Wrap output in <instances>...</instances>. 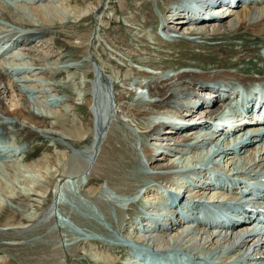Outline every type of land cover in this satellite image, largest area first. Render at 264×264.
<instances>
[{
	"label": "bare ground",
	"instance_id": "1",
	"mask_svg": "<svg viewBox=\"0 0 264 264\" xmlns=\"http://www.w3.org/2000/svg\"><path fill=\"white\" fill-rule=\"evenodd\" d=\"M25 1V3L31 4L29 8L33 9L32 11H35V15L38 16L37 20H34L32 16L26 14V10H24L25 6H14L15 4L8 0H0V54H8V57L3 58L4 63H2L0 67V117L2 118L0 125L3 126V132L9 140H12V135L10 134L12 130L10 132L9 127L7 128L8 122H10L9 124H11V126L18 127V129L14 131L16 132V135L23 133L26 139H29L36 134L43 137H50L54 140L56 139L62 144H69V147L67 146L68 151L74 152L78 157L84 158V167L87 165L92 168H97V164L99 165V163L96 165L95 162L89 164V160L94 158V156L97 157L99 153L101 159V152L104 148L102 146L103 140L105 137H110L111 134L116 131L115 142L112 143L111 140L109 141L111 146H106V149L109 148L110 150L108 151L111 156L110 160H105L106 163L103 164L104 166H102V169L100 168V170H104L111 174L108 182L111 185H114L115 191L120 194H132L137 187L144 186L145 184L148 185V189L157 187L155 184H148L150 181L175 183L177 180H174V177L172 178V176L181 175L187 171V174H193V178H195L194 182H196V184L201 177L205 176L201 182L207 183V185L203 184V187L189 193L190 183L187 184L188 181H185V185H187L186 190H183V192L178 191L172 193L178 201H180V199L188 200V198L192 197H201L199 195H205L211 191L222 193L221 184L224 186L227 185L228 182L223 181L222 177L218 175L207 173L221 174L224 171L230 173L231 176H226V178L229 179V184L234 186L235 189L242 184L247 189L250 187L251 182L256 183L259 181L258 179L264 177V123H261L260 125L256 124L254 126H241L237 125L236 120L243 122V117H236V120L233 119L232 121V115L223 119V117H218L215 114L220 112L222 106L226 105L228 101L227 95L232 94L239 84L244 87L247 86L249 80H253V75L245 70L236 71L235 73H210L212 67L219 68L227 64L225 60L227 56L221 61L218 60V58H214L215 55L211 54L212 57H208L207 60H202L203 65H197L198 62L192 63L189 60H180L177 64H169L175 66V69L165 65L161 66L160 63L166 61L163 57L168 56L170 52L164 51L163 53L155 46L160 45L162 39H165L168 42L170 41L168 40L169 38L161 36L157 29H154V25L157 23V19L154 17L155 8L162 14L163 17H161V23H164V26H166V28L161 29H163L165 33L172 31L171 33L177 36L170 40H187V45L190 48H197L199 51L206 48L205 44L209 40H215L219 37L222 38L225 35H234L238 33L239 26L246 28L247 32L255 33L257 37L255 36L253 40L264 43V38L259 40L260 36H264V6L259 7L262 1L251 0L248 4H245L247 9L245 8L243 11H233V9L225 10L224 12H221L222 16L218 19H210L208 21L203 20L202 22H198L195 19L184 18L180 15L185 14L184 11H186V9L195 10V7L197 11H200V6L204 0H136V11L132 8L134 6L132 3L133 0H129L125 3V11H131L129 15H124L122 13V15H124V20L127 23L126 28L130 39H126V35H123V37L121 35L118 39L119 41H117L109 34L104 33V39L114 50L112 51L103 47L101 43L98 44L97 48H93V51L95 53L100 52V58L104 61L106 60L108 63H100L102 68L101 71L114 79H117L115 76L120 77V81H113L115 83L114 86L116 92L114 93V96L116 99L120 100L127 95L133 94V88L129 87L133 75L144 77V79L152 78L149 81H141L139 80L140 78L135 81L134 86H140L142 90H139V92L145 96L147 95L148 98H143L140 101V106L135 103L134 107L130 109L127 108V106L122 107V112H126L127 116L131 119H138L139 116L142 117V115L149 113L146 109L141 107V104H148L149 106L154 105L155 107L163 106V108H167L169 112L172 110L174 111L173 108H179V110L183 109L184 111H181L182 113L179 110L176 111L178 112L176 117H173L170 112L168 118L165 119L166 123L164 124H162L163 121L159 119L161 118V114H157L160 115V117L157 118L159 120L156 122L150 121L152 124L149 122L143 124L142 122H138V120V140L134 138L129 130H127L126 126H124L125 124H120L115 127L116 124L114 123L115 126H111L108 131L104 132V111L109 108L106 92L108 89L103 86L104 77L99 71H94L95 76H92L91 72H87V74L84 72L78 73V71H81L80 69H83V66L84 68L87 67L85 62L64 60L63 56L56 57L57 52H50V49L47 50L46 54L41 53L42 51L39 53L40 46L43 49H45L50 43L55 46L58 39H61V36L67 38L74 37L75 33L66 29L68 24L72 22V18H75L76 22H80L81 19L92 15L94 11L98 13L99 10L103 9L101 0H93V4L84 5L81 9L79 8V10L73 11V15L59 11V8L56 9V6L54 7L51 2L52 0ZM83 1L84 0H78L81 4H83ZM235 5H237V2H235L234 6ZM207 7L208 5L206 8ZM111 8V5H108L106 9L110 10ZM82 9L87 10L83 15L80 13ZM122 11L123 10H120L119 12ZM237 12L239 14V19L236 20H239L238 24H236L234 18H232ZM214 13L216 14V12ZM174 14L178 15V17L172 19L170 16H174ZM223 15H225V17H223ZM217 16H220V14L217 13ZM101 18L107 20L106 14L104 13ZM132 25L136 27V32H133L132 28L134 27H132ZM147 26H150V31L145 30ZM80 34L81 33H77L76 35L78 39ZM50 36L51 38L49 42L40 39L42 37L47 38ZM89 36L90 35H87L86 39ZM189 36L191 39H185ZM86 39L84 37L79 39L78 44L75 43L73 49L77 50L84 48ZM40 40H42V42L37 45ZM33 42L34 44H32ZM19 45L22 46L24 51L13 52V50H16ZM52 47L50 46V48ZM240 49L248 51L246 44L241 45ZM234 52L237 53L236 51ZM252 52L255 54V50ZM111 55L122 61V63H120L121 65L118 63L114 64L115 67H117V70H113L110 65L113 61ZM23 57H30L32 61L29 64H26L27 62L24 64L23 62L24 65L21 64V66H17L18 63H16L17 65L10 63V61H13L12 59L20 60ZM258 57L264 61V54L258 53ZM175 59L179 58L169 56L167 61H174ZM242 59L239 58L237 60L242 62ZM128 61L152 67L156 70V73L147 71L146 69L130 67ZM8 63L10 66L7 65ZM193 64L194 66H192ZM178 65L183 67H197L202 69L203 73H197L192 70L177 71L176 67ZM258 67L256 70L257 72L255 73L257 75L254 78L264 79V72L258 74V72L263 71V68ZM70 68H73L74 70V80H63L58 83L47 81L51 78V75L55 76L56 74L65 72L66 69ZM168 68H172L171 70H173V72L163 73ZM223 68H226V66ZM34 70L37 73H44L48 79L39 83L37 82V85L32 84V86H29L27 83H20L33 80L34 78L32 79L25 75H19L16 79L12 80L10 76L14 73L18 74L27 71L32 73ZM206 70H208V72L204 73ZM83 76H87V78L89 77L93 84V86H91L93 97L89 99V106L91 107L94 116L93 124L90 127L82 124L81 127L71 121V124L67 127L65 126L67 118L65 110H51L49 105L58 107L64 102H70L77 96V92H83L81 94V99H86L87 84L81 80ZM119 82L122 83V86ZM55 86L59 89L61 87L64 90H67L68 93H71L72 95H61L60 98L57 99L49 98L47 90H45L46 88L44 89L43 87H47V89L55 92ZM195 89H198V91ZM202 91L205 92L204 95L217 92L216 98L209 101V99H206L202 95ZM14 92H16L21 98H19V105L10 109L7 108L9 106L6 107L5 104H3V99H5V97L12 98V93ZM12 99H14V97ZM19 100H17V102ZM46 103H48V107L46 106ZM49 119H52L50 121L51 127L45 125V122ZM230 120L231 122H234L236 126L228 125ZM166 124L172 126V132L170 128H165L166 126L164 125ZM211 124L221 125V128L214 131L211 129ZM59 128H61V130H59ZM7 129L9 130L6 131ZM89 130L91 133V140L88 146L78 149L68 141L71 140L75 143L82 142L86 138L85 136ZM121 130L126 133H121ZM258 130L263 132L258 134L256 133ZM169 131L170 133H168ZM159 135L162 136L159 137ZM173 135L174 137H172ZM153 137L157 140L155 141ZM147 138L150 139L147 140ZM137 141H140L139 146L145 153L147 159L146 162L138 157L139 154L136 151ZM116 142L118 143V146L115 145ZM149 143L154 145L155 148L150 146ZM156 148L162 150L159 156L156 155ZM15 149L17 150V148ZM8 153H10V151L7 152V154ZM14 155L16 154L14 153ZM18 167L19 166H16L14 168L13 175L15 172L17 174ZM189 170H193V172ZM2 171L5 170L0 169V174ZM14 178L15 175L12 180H14ZM212 179L219 181L218 183H220V187H215L210 183ZM234 179L238 180L237 183ZM194 182L192 184H194ZM80 184L83 186L82 183ZM86 185H84L83 189L85 190L84 197L91 200V202L95 203L103 210V218L108 222V226L117 231V233H120L121 231L122 234H126L125 223H129L130 228H127L128 231L126 232H129V230L132 231L131 233H127L128 235H124L125 238L123 237V239L115 237L116 234L109 230L108 226H103L99 219L98 221L96 220L94 213L90 214V211L85 207V201L77 198V206H80L79 211L71 214L76 222L81 225L83 229L88 231L85 233L87 234L85 237H81V233L75 231L78 236L77 240L65 245L66 249L72 250L78 255V260L81 261L77 263L78 260H75L73 264H83L84 262L87 264H125V262H122L120 257H118V252L121 253V258H125L128 256V251L131 248L137 250L144 256V258L146 257L151 264H167V259H162V257L154 255V252L156 251L149 252V255L145 253L147 248H149L150 251L157 250L161 246H163L164 249L168 247L176 249L177 251L185 253L184 255L186 256L191 255L195 258H199L201 255L203 256L206 254L213 259L220 256L219 258H223L224 261L230 258L235 261H246L249 264H264V231L261 230L260 224H252V222L249 221L248 216L244 214L240 215L241 222L237 223V225L230 231V234L227 233V231L223 234L214 233V226L207 223L195 226L187 225L189 223L183 221V219H179L177 213L175 216H167V214L164 213L162 217L163 219L156 217L154 222H161V226L164 225V227L158 226L159 228L155 229L154 227H148L147 224L153 223V217L151 216L153 214L152 212L161 213L160 210L162 209L160 208L159 203L150 202L149 205H145L141 201H138L137 203L128 202V208H126L131 212L132 217L128 218L126 221L122 216L123 210H120L121 207L117 206L115 203L109 204L118 210V213L115 210L117 218L112 217L109 213L107 210L109 204L97 194V192L100 191L99 188H101V185L93 189L91 187H86ZM80 187L79 190L81 189ZM24 190H21L24 191L22 194L27 196V193L31 189L26 188ZM21 191H18V195ZM94 192L96 193L94 194ZM15 193L17 195V192ZM185 193H187V196H185ZM201 200L209 201L208 199ZM212 200L215 201V203L222 201L218 195L214 196ZM258 200L259 201L256 203L262 204L264 198L259 197ZM244 205L245 207H250L247 202H244ZM168 206L170 208H176V205L173 207L170 205ZM17 210L13 212H16ZM192 210L194 209L192 208ZM82 211H86L88 214L82 213ZM244 212L251 214L250 210H244ZM135 215H137V217L132 221ZM22 217L24 216H19L18 220ZM24 219V222H26L27 218L24 217ZM131 221L132 223H130ZM20 222L22 221H19L18 223ZM134 222H137L136 226L133 225ZM167 222H169L170 225L167 224ZM173 225L176 228H174ZM4 229L5 230L0 229V235L9 234V230H11V228ZM93 231H95V233H101L103 238L100 237V239L99 237L93 236ZM11 235L17 237L14 233H11ZM73 235L75 236V234ZM98 248L101 249L99 250ZM125 251H127L126 254ZM191 256L189 257L192 258ZM179 261L180 263L184 262V260Z\"/></svg>",
	"mask_w": 264,
	"mask_h": 264
},
{
	"label": "rangeland",
	"instance_id": "2",
	"mask_svg": "<svg viewBox=\"0 0 264 264\" xmlns=\"http://www.w3.org/2000/svg\"><path fill=\"white\" fill-rule=\"evenodd\" d=\"M8 1L14 3L15 4L14 6H23V7L25 6L24 10H26L25 11L26 14H28L29 16H32V18L34 20L38 19V16L35 15V11H32L33 9L29 8V6H31V4L25 3L26 2L25 0H8ZM127 1H129V0H101V4L103 5V9L99 10L98 13L96 11H94L92 13V15H89L88 17L81 19L80 22H76V19L72 18V22L70 24H68V27L66 29L74 32L75 33L74 37L67 38V37L61 36V39L60 40L58 39L55 46L51 45V43L48 44V46L45 47V49L41 48V46H40L39 47L40 48L39 53L42 51L41 53L46 54L47 50L50 49V52H52V51L57 52L56 57L63 56L64 60L85 62V64H87V67L84 68V66H83V69H80L81 71H78V73L84 72L87 74V72H91L92 76H95L94 71H97V72L99 71V73L102 74V76L104 77L103 86L106 87V89H108V90H106V92H107V96H108L107 100L109 103L108 104L109 108L106 111H104L105 112V115H104V117H105L104 132L108 131L111 126H115V124H116L115 127L119 126L120 124H125L124 126H126L127 130H129L132 133V135L134 136V138L138 140V137H137V133L139 130V128L137 127V121L138 120H139L138 122H142L143 124H145L147 122L152 124V122H150V121L156 122L157 120H159L157 118L160 117V115H157V114H163V112L168 111L167 108L165 109V108H163V106L162 107H159V106L155 107L154 105L149 106L148 104H141L142 105L141 107L146 109L147 112H149L148 114L142 115V117L139 116L141 118L138 117V119H135V118L131 119L129 116H127L126 112H122V110H123L122 107L127 106V108L130 109V108L134 107L135 103L138 106H140V101L143 98L144 99L148 98L147 95L145 96L139 92V90H142V88L140 86H138V85L134 86L135 81L139 78H140L139 80H141V81H149L152 78L144 79V77H138V76L133 75L132 76L133 78L131 79L130 85H129V87L133 88L132 89L134 91L133 94L127 95L125 98H122L120 100L116 99V97L114 96L116 89L114 86L115 83L113 81H115V80H116V82H118V80L120 81V77L114 75L117 78V79H114V78L109 77L107 74L103 73L101 71L102 68H101L100 63L101 62L102 63L105 62V64H108V63L106 60L104 61L102 58H100V56H99L100 52L95 53L93 51V48L94 47L97 48L98 44H100V43L103 45V47L110 49L112 51L114 50L109 45V43L106 42V40L104 39V36H103L104 33L109 34L114 40H117V41H119L118 39L121 35H122V37H123V35L124 36L126 35L125 38L128 40L130 39V37L127 33V28H126L127 23L124 20V15H129L131 12L129 10L125 11V8H126L125 3ZM260 1H262V2L260 3L259 7H263L264 1L263 0H260ZM51 2L53 3L54 7L56 6L55 7L56 9L59 8L58 9L59 11H62L64 13H70L71 15H73V13H72L73 11L79 10V8L81 9L82 7H84V5L93 4L92 3L93 0H84L83 4L79 3L78 0H52ZM132 3L134 4V6L132 8H133V10L136 11L137 10L136 9L137 1L133 0ZM33 5H35V4H33ZM108 5H111V7H112L110 10L106 9ZM245 8L247 9L246 5L240 4L235 9H233V11H239L240 12L241 10L243 11ZM120 10H123V11L119 12ZM154 10H155L154 11L155 12L154 17L158 20V21L156 20L157 23H155L156 25H154V29H157V31L162 35L166 34L163 31V29H159V25L162 26L161 28H166V26H164V23L163 24L161 23V21H162L161 17H163L162 14L157 9L154 8ZM86 12H87V10L82 9V11L80 13H81V15H83ZM104 13L106 14L107 20H104L101 18ZM120 13H121V15H120ZM122 13L124 15H122ZM230 14H232V13H230ZM238 15L239 14L237 12V14H234L232 16V18H234L236 24H238V22H239V20L236 21L237 19H239ZM223 17H225V16H223ZM132 27H134V28H132L133 32H136L137 31L136 27L133 25H132ZM238 29H239L238 33H236L234 35H231V34H230L231 36L225 35L222 38L219 37L215 40L207 41L205 44L206 48L203 50H200V51L197 48H190L187 45V42H186L187 40H184V39L181 41L170 40L172 38L171 37L170 39H168L170 42L166 41L165 39H162L161 44L156 45L155 47L163 53H164V51H169L170 53L168 56L163 57L166 61L165 62L163 61L160 64H161V66L165 65V66L172 67L173 69H175V66H171L169 64L170 63L171 64H177L180 60L181 61H188L189 60L192 63L198 62L197 65H201L202 60H207L208 57H212L211 55H215L214 58H218V60H221V61L223 60V58L225 56H227V58L225 59L227 64H225L219 68L218 67L217 68L212 67L210 70L211 72L210 71L209 72L210 73H212V72L235 73L236 71L245 70V71H248V73H250L251 75H253V80H254L255 79L254 77H256V75H257L255 73L257 72L256 70H257L258 66H259L258 68H263V71L258 72V74L259 73L262 74V72H264V61L258 57V53L264 54V43H260L257 40H253L255 38V36L257 37V35H255V33L249 32V31L247 32L246 28H243V26L242 27L239 26ZM145 30L150 31V26H147L145 28ZM171 32L168 31V33H171ZM77 33H81L79 35V39H82L83 37L86 39L87 35H90V36L86 39V41H85L86 44H85L84 48L76 50V49H73V47H74L75 43L78 44V42H79V39L76 37ZM50 38H51V36L47 37V38L42 37L40 39L49 42ZM263 38H264V36H260L259 40H261ZM185 39H191V37L189 36V37H186ZM42 40L38 41L37 45H39L40 42H42ZM32 44H34V42ZM243 44L247 45L248 51L240 49L241 45H243ZM19 46L17 47L16 50H13V52L14 51L15 52L24 51L22 46H20V47ZM50 46L51 47L53 46V47L50 48ZM210 46H211V48H210ZM174 48H175V50H174ZM255 48H259V49H255ZM253 50H255V54H253V52H252ZM234 51H236L237 53H235ZM39 56H40V54H39ZM111 56L113 57V61H112V64H110V63L109 64L112 66L113 70H117V67H115L114 64L115 63L120 64V63H122V61H121V59L116 58L113 55H111ZM169 56L173 57V58L178 57L179 59H175L174 61H167ZM4 57H8V54H4V55L0 54V67H1V64L4 63L3 62ZM239 58H241V59L243 58L242 62L237 60ZM12 60L13 61L12 62L10 61V63H12L13 65L14 64L17 65L16 63H18L17 66H21V64L24 65L26 62H27L26 64H29L32 61L30 57H23L22 59H20L21 61L18 59H12ZM23 62H24V64H23ZM7 65L10 66L9 63ZM128 65L130 67L146 69L147 71L156 73L155 69H153L152 67H148L146 65H139V64L132 62V61H128ZM192 66H194V64ZM225 66H226V68H223ZM209 67H211V66H209ZM209 67H208V69H209ZM172 68L166 69L163 73H172L173 72V70H171ZM176 69H177V71L192 70V71H196L197 73H200V72L203 73L202 69L197 68V67H183V66L178 65L176 67ZM246 69H249V70H246ZM29 72L30 71L22 72V73L20 72L18 74L14 73L10 76H11L12 80L16 79L17 76H19V75L20 76L25 75L26 77H29L32 79L34 78L33 80H30V81L28 80V81H24V82L20 83V84H26L27 83L29 86H32V84L37 85L36 84L37 82L39 83L41 81H44L45 79L46 80L48 79L44 73H37L35 70L32 71V73L31 72L29 73ZM206 72H208V70H206L204 73H206ZM52 76H54V75H51V78L48 79L47 81H50L53 83H56V82L58 83V82L63 81V80L72 81V80H74L73 79L74 78V70H73V68L66 69L65 72H60L59 74H56L54 77H52ZM81 80L85 84H87V86H86V92H87L86 99H81V97H82L81 94L83 92H79V93L77 92V96L73 100H71L70 102H64L58 107L57 106L54 107V106L49 105V108L51 110H57V111H62V109H63V111L65 110L66 117H67L65 126H67V127H69V125L71 124V121L80 125L81 127H82V124H84V126L87 125L88 127H90L93 124V117H94L93 111H92L91 107L89 106L90 105L89 99L91 97H93L92 87H91V86H93V84L91 83V79L89 77L87 78V76H83V78ZM119 84L122 86V83L119 82ZM43 88L44 89L46 88L45 90H47V94L49 95L48 97L52 98V99L60 98L61 95H68V96L72 95L71 93H68L67 90H64L61 87L59 89L58 87L55 86V89H56L55 92L51 91L50 89H47V87H43ZM134 88L137 90H135ZM145 90H146V88H145ZM195 90L198 91V89H195ZM204 93L205 92H202V94H204ZM12 94H13L12 98L14 97V99H12L11 97H5V99H3V102H4L3 104H5L6 107L9 106L7 108H10V109L14 108V106H16V105L18 106L19 102H20L19 98H21L19 95H17L16 92H14ZM214 94H216V93H214V92H212L210 94L208 93L207 96H212V97L216 98V95H214ZM204 97L206 99H209V101L212 99H215L212 97L207 98L206 94ZM17 100H19V101L17 102ZM46 106L48 107V103H46ZM173 109H174V111L173 110L170 111L171 115L173 117H176L178 115V112H176V111H178L179 108L178 109L173 108ZM179 111L184 112L183 109L182 110L180 109ZM170 112L168 111L167 114L166 115L163 114V116L168 118V114H170ZM16 120H17V118H16ZM51 120L49 119L45 122V125L47 127H51L50 126ZM1 121H2V118L0 117V122ZM9 123L10 122H8V124H7V128L9 127L10 130L7 129L6 131L9 130L11 132V130H12V132L10 133L12 135V140L11 139L9 140L5 136V134L3 132L4 131L3 126L0 125V131H1V134H0V169L5 170V171H2V173L0 174V177H1L0 178V229L5 230L4 228H11V230H9L10 235L9 234L0 235V264H73L75 260H78V255H76L72 250L66 249V246H65L66 244H68V243L70 244V243L75 242L77 240V237H78L77 233H81V235H82L81 237L87 236V234H85V233L88 230L86 231L85 229H83V227H81V225H79L76 222V220L73 218V216L71 214L73 212L76 213V211H79L80 206L79 207L77 206L76 199L80 198L82 201H85L86 209L88 211H90V214L91 213L95 214L96 220L98 221V219H99L102 222L101 225H103V226L109 225V224H107L108 222H106V220L103 218V216H104L103 215L104 212L102 213L103 210L100 209V207H98L95 203L91 202V200H88V198L84 197V191L85 190H83V189H84V185H86V184H87L86 187H91L92 189L101 185L100 186L101 188H99L100 191H98L97 194L108 204L109 203L110 204L115 203L117 206L121 207L120 210H123L122 216L127 221L128 218L132 217L131 212L127 209L128 208V205H127L128 202L137 203L138 201H141L145 205H149L150 202L159 203L160 208L162 209V210H160L161 213L152 212L153 214L151 216H158V217L162 218L164 213L165 214H169V213L174 214L178 208H170L168 206L167 199L165 198V194L166 195H170V194L172 195V193H176L178 191L183 192V190L187 189V187H186L187 185H185L187 181H188L187 184L190 183L189 181H191V182L195 181V178H193V174L192 173L187 174V172H188L187 171L186 173H183L181 175L180 174L179 175H173L172 178L174 177L173 179L177 180V181H175V183L174 182L165 183L164 181H158V182L150 181V183H148V184H155V185H157V187H155V188L152 187L153 189H148V187H147L148 185L145 184L144 186L137 187L135 189L136 192L133 191L132 194H123V193L120 194V193H117L115 191V186L111 185L108 182L109 181L108 179L111 176V174L109 172H105L104 170H100V168L102 166H104L103 164L106 163L105 160H110L111 156L109 155L110 153L108 152L110 150H109V148L108 149H106V148L108 146H111L109 141L112 140L111 141L112 143L115 142V135H116L115 132L116 131L113 132L110 137H105V139L103 140L102 146L104 148L102 147L103 151L101 152V154H102L101 159L99 157L100 156V153H99V155L97 157L94 156V158H91V160H89L90 161V162H88L89 164L95 162V165H96L97 163H99V165L97 164V166H98L97 168H92V167L87 166V165H86V167H84L85 166L84 158L78 157L77 155H75L74 152L68 151L67 146L69 147V144H62V143H59V141H57L56 139L54 140L50 137H43V136L36 135V134L33 135V137L26 139L24 137L23 133L22 134L19 133V130H18L19 134L16 135L15 134L16 132H14V131H16L18 129V127L13 126V125L11 126V124H9ZM228 125L236 126V124L234 122H231V120H230ZM164 126H166L165 128H170V125L169 126L164 125ZM59 130H61V128H59ZM170 130H171V128H170ZM183 131H186V130H183ZM121 133L125 134L126 132L121 130ZM168 133H170V131ZM218 133H222V132H218ZM215 134H217V133H215ZM161 136L162 135H159V137H161ZM85 137L86 138L82 142H78V143H75L71 140H68V141L71 144H73L75 148L79 149V148H82V147L89 145L90 140H91L90 130L86 134ZM172 137H174V135ZM149 139L150 138H147V140H149ZM153 139H154V137H153ZM154 140L156 141L157 139H154ZM139 143H140V141H137V145H136V148H137L136 151L139 154L138 157L142 161L146 162L147 159H146L145 153L140 148ZM21 144H22V147H21ZM115 145L118 146V143L116 142ZM149 145L152 146L153 148H155L154 145H152L150 143H149ZM19 146H20V148H19ZM9 147H10V149H9ZM15 148H17V150ZM104 149H105V152H104ZM156 149H157L156 155L159 156L160 153L162 152V150L160 148H156ZM9 151H10V153L7 154V152H9ZM11 153H12V155H11ZM14 153L16 155H14ZM224 165H225V163H224ZM8 166H11V167H8ZM16 166H19V167L17 168V174H16V172L14 173V175H15L14 180H12L14 177V175H13L14 168ZM93 170H94V172H93ZM181 170H183V169H181ZM189 171L193 172V170H189ZM5 173H8V174H5ZM104 174H107V175H104ZM2 175L6 176V177H4ZM104 176H107V177H104ZM201 178L198 180V182L203 181L205 176H203ZM198 182H197V184H198ZM80 183H82L83 186H81ZM194 183L196 185V182H194ZM191 184L192 183L189 184V188H190L189 193L197 190L194 187H192ZM79 187L83 191L81 189L79 190ZM26 188L31 189L29 191L31 193L28 192L27 196L22 194L25 191L24 189H26ZM19 190L20 191L24 190V191L19 192V195H18ZM14 191L17 192L18 196L16 195V193ZM12 193H14V194H12ZM95 193L96 192H94V194ZM206 193H208V192H206ZM213 193H217V192L215 191ZM185 196H187V193H185ZM214 196L215 195H209V196H207V199L210 200V197H212V199H213ZM184 200L180 199V201H178V206L181 204V202H184ZM110 204H109L107 210L112 215V217L117 218L116 214L118 213V210H116L115 207L111 206ZM1 205H4V206H1ZM13 206H15V207H13ZM139 207H140V205H139ZM15 210H17L19 212H17V211L13 212ZM115 210L117 211V213L115 212ZM86 211H82V213L88 214ZM144 211H145V209H144ZM31 213H33V214H31ZM19 216L26 217L27 218L26 222H24L25 221L24 217H22V218H20V220H18ZM136 217H137V215L134 216L132 221L135 220ZM28 220H30V221H28ZM19 221H22L24 223L23 224H21L22 222L18 223ZM132 221L130 223H132ZM162 222H164V221H162ZM167 224L170 225L169 222H167ZM125 225H126L125 226V228H126L125 233L126 234L131 233L132 230L131 231L129 230V232H126V231H128L127 228H130L129 223H125ZM21 227H24V228H21ZM173 227L176 228L174 225H173ZM108 229L111 230L114 234H116L115 237H118V238L120 237L121 239H123V237L125 238L124 235H126V234H122L121 231H120V233H117V231L113 230L111 227H109ZM11 233L12 234L14 233V235L15 236L17 235V237H14L13 235H11ZM73 234H75V236ZM92 234H94L93 236L99 237V238L103 236V235H101V233H98V232L95 233V231H93ZM161 248L164 250L163 246H161L158 249H161ZM126 253H127V251H125V254ZM204 255H206V254H204ZM118 257H120V260L122 262H125V264H129V261H128V259H126V257L121 258L120 252H118ZM219 257L220 256L215 257L214 259H216L218 261H224L223 258H219ZM229 259H227V261H230L233 264H237V263L249 264L246 261L235 262V261H231L232 259H230V260ZM79 262H81V261L78 260L77 263H79ZM137 262H138V264H141L140 259ZM83 264H87V263L84 262ZM133 264H135V262Z\"/></svg>",
	"mask_w": 264,
	"mask_h": 264
}]
</instances>
